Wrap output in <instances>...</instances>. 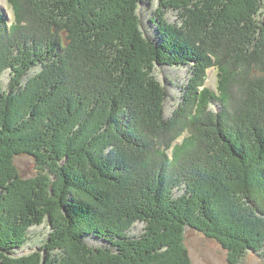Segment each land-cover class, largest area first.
I'll return each mask as SVG.
<instances>
[{"label": "trees", "instance_id": "trees-1", "mask_svg": "<svg viewBox=\"0 0 264 264\" xmlns=\"http://www.w3.org/2000/svg\"><path fill=\"white\" fill-rule=\"evenodd\" d=\"M152 1L9 0L12 24L0 11V264H193L188 229L231 264L264 255V0H159L158 43L137 12ZM192 64L168 122L156 69ZM211 67L217 92L201 90ZM18 157L39 174L24 180ZM46 222L43 249L17 256Z\"/></svg>", "mask_w": 264, "mask_h": 264}, {"label": "rangeland", "instance_id": "rangeland-1", "mask_svg": "<svg viewBox=\"0 0 264 264\" xmlns=\"http://www.w3.org/2000/svg\"><path fill=\"white\" fill-rule=\"evenodd\" d=\"M167 3L169 4V2ZM159 7L160 1L153 0L150 3H142L139 5V9L137 11L141 20V28L145 33V36L150 40L152 39L156 43L160 41V37L158 35L157 28L152 23V20L155 18V14L158 12ZM163 10H165V21L168 25H178V23L179 25H182L183 21L180 19L181 16L177 11L168 10L167 8H164ZM0 11L4 13L10 24L14 22V10L10 5L9 0H0ZM194 65L195 64L176 67L158 65L156 69V76L168 93L164 105L165 118L168 122L173 119L176 112L183 108L182 106L185 103L184 100L186 92H188L190 86L192 85V80H194ZM40 71L41 69L39 68L33 70L30 77L39 74ZM218 75L219 73L216 67L208 69L206 72L207 80L201 90L208 88L217 92L219 86ZM11 80V72H6L0 79L5 91H9ZM211 108L215 112H221L223 110L222 105H214ZM186 137H188L187 133H185L184 139ZM15 164L24 180L35 178L39 174L38 165L34 159L30 157H18L15 160ZM182 194L183 192L181 191L176 192L177 196ZM145 229V224L137 223L133 230H131L130 237H141ZM51 233L52 229L49 222H46L41 226L33 227L29 231L26 245L22 250L17 252V256H28L40 249H43ZM185 240V244L189 250L193 264H231L228 252L222 248L219 242L208 239L203 234L192 229H188L186 231ZM87 241L93 247L103 245L101 242H97L93 238H89ZM239 264H264V255L262 253H250Z\"/></svg>", "mask_w": 264, "mask_h": 264}]
</instances>
